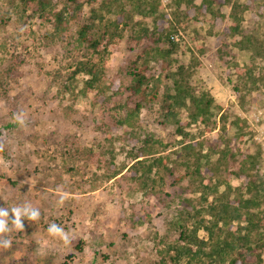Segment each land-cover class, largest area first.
Instances as JSON below:
<instances>
[{"label": "rangeland", "instance_id": "obj_1", "mask_svg": "<svg viewBox=\"0 0 264 264\" xmlns=\"http://www.w3.org/2000/svg\"><path fill=\"white\" fill-rule=\"evenodd\" d=\"M159 1L162 11L174 22V0ZM232 2L249 6L242 13L244 33L252 41L243 45L247 48L235 45L240 36L225 35V26L231 24L229 18L222 26L212 28L210 16L197 14L199 19H190L188 29H178L180 40L175 57L185 65L192 64L196 57L193 84L210 92L229 115L227 132L219 122L212 132L203 130L199 134L193 128V133L209 140L220 139L221 134L234 149L259 154L258 167L264 182V139L257 138L256 132L257 114L264 108V0ZM14 3L17 0H0V24H6L0 25V143L4 144L0 151V207L10 209L28 201L40 210L41 216L37 221L24 219V235L18 247L0 248V264H36L23 258V252L29 249L37 264H173L174 251L169 246L179 240L181 223L177 219L192 226L180 217L181 201L197 200L198 194L193 192L196 181L184 178L169 188L167 192L172 197L162 204L157 197L146 196L139 183L121 180L135 162L127 153L129 135L121 130H100L110 119L106 109L93 105V93L77 98L58 93V83L51 72L72 61L77 52L68 40L55 45L41 43L40 37L53 27L44 28L37 18L31 21L26 17L18 22L17 12L12 11ZM200 4L201 0L195 1L196 6ZM182 10L193 12L185 5ZM230 11V5L222 8L225 16ZM83 12L87 19L90 8L85 7ZM143 21L151 28L150 18ZM72 30L75 33L76 26ZM161 48H166L165 44ZM136 55L125 42L121 43L108 62L110 81H116L117 72L124 70ZM12 107L23 111L26 123L19 125L12 120L14 127L4 128L1 121L10 120L8 112ZM159 111L158 103L144 109L135 131L140 140L153 136L163 143H173L178 136L173 127L162 125ZM236 117L248 122L249 134L242 141L236 139V131L230 127ZM106 148L110 151L106 152ZM101 156L113 160L118 168L124 164L126 170L117 177V184L113 179L97 187L92 185L94 176L107 170L99 166ZM183 172L184 169L175 176ZM222 175L234 187L242 184L228 173ZM168 202H172L170 207ZM144 215H150L145 223L134 221L136 216ZM52 222L70 233L71 244L48 232ZM9 236L15 237L13 232Z\"/></svg>", "mask_w": 264, "mask_h": 264}, {"label": "trees", "instance_id": "obj_2", "mask_svg": "<svg viewBox=\"0 0 264 264\" xmlns=\"http://www.w3.org/2000/svg\"><path fill=\"white\" fill-rule=\"evenodd\" d=\"M195 1L174 0L175 25L162 11L159 0H17L12 11L17 12L18 22L26 17L31 21L37 18L44 28L53 27L40 37L41 43L55 45L68 40V45L77 52L72 61L51 72L58 83V93L72 98L93 93V105L106 109L110 119L100 130L109 133L121 130L129 135L127 153L135 160L133 165L126 170L124 164L118 168L113 160L98 157L99 166L107 170L102 175L96 174L92 185L97 187L113 179L114 184L120 179L133 181L139 183L146 196H155L165 204L166 198L172 197L168 189L179 185L184 178H191L196 181L193 192L198 198L182 199L180 217L192 226L187 227L177 219L181 233L177 243L169 246L174 251L172 263L264 264V182L258 167L260 155L234 149L221 134L220 139L209 140L199 139L193 133V128L199 134L203 130L212 132L219 122L225 133L229 115L210 92L193 84L196 57L193 56L192 64L180 63L175 57L179 42L174 40L178 29H188L190 19L198 20L199 14L211 17L212 28L222 26L229 18L231 24L225 26V35L240 36L235 45L247 48L243 45L252 41L244 33L242 13L249 6L232 0H201L196 6ZM183 5L193 12L182 10ZM226 5L231 7L228 16L222 12ZM85 7L90 8L87 19H84ZM149 18L151 28L143 21ZM71 38L74 40L69 42ZM34 41L36 45L39 39ZM124 42L137 55L124 70L117 72L116 81H110L108 62ZM164 44L166 48L162 49ZM54 59L58 62L57 57ZM235 89L239 91L238 87ZM243 100L240 95V101ZM156 103L160 104L162 125L173 127L178 136L173 143H163L153 136L140 140L135 131L142 111ZM16 111L12 107L8 112L10 120L1 121L4 128L14 127ZM230 127L235 129V137L240 141L249 134L244 119L236 117ZM182 169L185 172L175 176ZM223 173L236 177L242 184L232 186ZM149 216H136L134 221L143 224ZM201 232L205 235L201 236ZM13 235L12 245L18 247L24 230L13 231ZM30 253V249L23 252L24 260L37 264Z\"/></svg>", "mask_w": 264, "mask_h": 264}, {"label": "clouds", "instance_id": "obj_3", "mask_svg": "<svg viewBox=\"0 0 264 264\" xmlns=\"http://www.w3.org/2000/svg\"><path fill=\"white\" fill-rule=\"evenodd\" d=\"M19 125L26 123L25 115L22 110L14 113L13 117ZM4 150V144L0 143V151ZM41 216L40 210L34 207L30 202L25 201L13 207H0V248L10 249L13 241L9 234L15 231L24 230V219L37 221ZM48 232L53 236H57L63 240L65 244L72 243V237L66 232L64 227L56 222L48 225Z\"/></svg>", "mask_w": 264, "mask_h": 264}, {"label": "built area", "instance_id": "obj_4", "mask_svg": "<svg viewBox=\"0 0 264 264\" xmlns=\"http://www.w3.org/2000/svg\"><path fill=\"white\" fill-rule=\"evenodd\" d=\"M166 1L167 0H162L163 3H167ZM174 40L176 42H179L180 39H179V35L178 34L174 35ZM257 115H258V117H257V120H256V124H257L256 132L257 133L259 132V135H257V138L262 136L263 139H264V108H261V110L258 111ZM259 123H260V126L258 125ZM263 166H264V163H263Z\"/></svg>", "mask_w": 264, "mask_h": 264}]
</instances>
